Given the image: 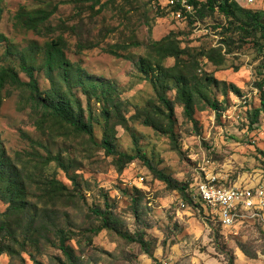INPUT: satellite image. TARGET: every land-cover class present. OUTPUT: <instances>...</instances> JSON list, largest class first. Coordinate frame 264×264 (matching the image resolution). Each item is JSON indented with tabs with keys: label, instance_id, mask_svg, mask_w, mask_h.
Masks as SVG:
<instances>
[{
	"label": "rangeland",
	"instance_id": "obj_1",
	"mask_svg": "<svg viewBox=\"0 0 264 264\" xmlns=\"http://www.w3.org/2000/svg\"><path fill=\"white\" fill-rule=\"evenodd\" d=\"M235 1L264 11V0ZM55 6L41 33L16 18L21 9ZM0 9V68H12L28 82L22 69L27 55L42 97L72 119L79 117V104L82 126L93 131L92 138L78 133L27 88L3 91L0 147L28 178V204L8 218L5 245L12 254H1L0 264H264V229L258 222L224 227L190 191L208 172L226 184L264 187V113L253 115L260 108L264 49L238 33L230 41L223 37L226 20L220 13L190 25L185 15H174L168 0H0ZM191 15L199 18L195 10ZM169 35L193 56L212 47L229 51L219 66L204 58L186 66L190 77L206 73L221 82L208 86L206 99L197 98L191 119L176 101L173 78L159 67L150 75L141 71L143 59L158 63L152 44ZM60 36L73 64L71 91L62 71L49 74L43 66L45 44ZM173 64L170 58L164 65ZM103 90L116 100L108 107V126ZM207 100L216 102V109ZM106 129L115 150L145 154L172 184L141 158L119 170L117 155L103 146ZM7 206L0 200V221ZM30 218L44 225L42 233L28 229ZM60 228L76 232L65 242L70 256L60 248ZM126 235L143 237L145 246Z\"/></svg>",
	"mask_w": 264,
	"mask_h": 264
},
{
	"label": "trees",
	"instance_id": "obj_2",
	"mask_svg": "<svg viewBox=\"0 0 264 264\" xmlns=\"http://www.w3.org/2000/svg\"><path fill=\"white\" fill-rule=\"evenodd\" d=\"M189 1L199 16V18H193V15L185 13L184 15L189 19L190 25L194 24L196 21L199 22V20H205V18L211 14L220 13L225 17L226 20V26L224 28L222 27L223 34H225L223 37L225 36L227 40L230 41L232 39L231 36L235 33H238L241 39H251L255 46L264 49V11L243 8L235 0H204V2L201 0ZM57 9V6L53 7L51 10L38 9L32 12L21 9L17 13L16 18L20 20V23L27 30L41 33V27L52 17ZM2 13V9H0V21L2 18ZM175 39V35H169L163 40L153 43L152 48L157 53L158 63L153 64L150 59H143L141 71L146 75H150V71H156L157 67H159V69L162 70L166 76L173 78L176 86V101L182 104L185 115L191 119L197 98L203 97L205 91L208 89V86L219 84L221 82L217 81L211 74L206 73L201 78H198L197 76L190 77L189 75L191 74L188 73L186 66L190 62H197L198 58H204L209 63L219 66L223 63L224 54L229 53V51L225 50V52L221 53L222 49L212 47L207 50H200L193 56L189 51L185 52L186 50L182 49ZM66 47L67 42L62 36L47 42L44 46L43 66L49 74H52L55 71H62L64 74V82H66L68 89L71 91L68 75L70 70L73 68V64L66 57ZM79 48H81V46H79ZM115 55L118 56V54ZM182 56H186L189 60H182ZM170 58L174 59V64L167 68L164 64L165 61ZM22 69L29 77L28 82L22 81L18 72L12 68H0V102L3 99V91L6 89V87L16 86L20 88H27L35 97L34 100L39 101L44 107H46L52 116L57 117L66 124L74 127L78 133L89 135L91 138L93 137L92 128L82 126V108L79 106V104L77 105L79 117L72 119L59 105L49 103L47 98L42 97L39 91L37 80L34 76V67L29 64L27 55L25 54L22 55ZM77 70L78 75H80L81 69L78 68ZM79 84L86 88V86L83 85L81 77L79 78ZM153 86L155 90H158V87L155 83ZM90 87H93L95 91L94 85ZM263 87L264 80L257 84V89L261 92L262 96L260 99V108L253 110V115L255 117H257L260 113H264V92H262ZM229 89L233 93L239 92L238 88H236L234 85H229ZM100 99L106 102L105 121L108 126L111 114L108 107L111 104L115 105L116 100H114V98H112L110 93L106 90H103ZM159 99L164 104V106L167 107L170 113H172L170 100H168L163 94L159 96ZM203 99H206L205 96ZM207 101L210 108L216 109V102H210L209 100ZM76 103H78L77 100ZM103 146L106 148L108 153L117 155L116 164L118 165L119 170H123L127 163L135 160L136 158H141L147 165H149L150 169H152L161 180H164L168 185L172 184V180L169 177L151 165L145 154H142L139 151L135 154H128L115 150L110 144L107 129L105 130L103 136ZM50 159H52V157H50ZM27 180L28 178L21 174L14 160L3 148L0 147V200L8 205L6 212L1 215V217L5 218V220L0 221V255L5 254L10 257L12 254V252L9 250L10 248L5 245L7 240L6 235L11 234L7 221L11 215H17L28 204V200L26 198L28 189ZM180 188L183 189L184 187ZM183 195L185 198L187 197L188 200L191 197L190 194H186L185 191H183ZM194 202L196 203V201ZM35 223L36 220L30 218L27 222V225L28 229L32 230L38 235L43 232L45 227L43 224L39 226ZM94 231L99 232L100 228L94 229ZM57 233L61 238L60 248L66 255L70 256V247L65 244V242L66 240L73 239L76 235V232L73 230L60 228L57 230ZM125 238L129 241H137L142 246H145L146 244L143 237L139 238L133 235H126ZM34 264L40 263L34 261Z\"/></svg>",
	"mask_w": 264,
	"mask_h": 264
},
{
	"label": "built area",
	"instance_id": "obj_3",
	"mask_svg": "<svg viewBox=\"0 0 264 264\" xmlns=\"http://www.w3.org/2000/svg\"><path fill=\"white\" fill-rule=\"evenodd\" d=\"M174 15L181 19L192 14L194 7L188 0H168ZM249 3L253 0H248ZM192 198L206 207L224 227L245 222H258L264 229V187L226 184L218 175L208 172L203 179L190 185Z\"/></svg>",
	"mask_w": 264,
	"mask_h": 264
}]
</instances>
